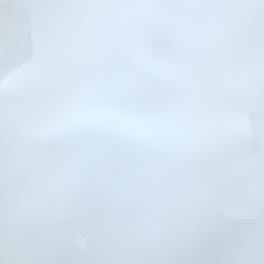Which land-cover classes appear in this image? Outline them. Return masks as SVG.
I'll return each instance as SVG.
<instances>
[{
  "label": "snow or ice",
  "instance_id": "obj_1",
  "mask_svg": "<svg viewBox=\"0 0 264 264\" xmlns=\"http://www.w3.org/2000/svg\"><path fill=\"white\" fill-rule=\"evenodd\" d=\"M0 264H264V0H0Z\"/></svg>",
  "mask_w": 264,
  "mask_h": 264
}]
</instances>
